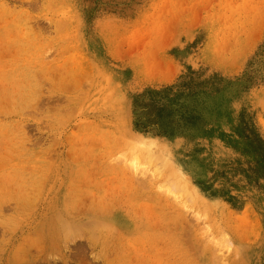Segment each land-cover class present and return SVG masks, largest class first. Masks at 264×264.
Segmentation results:
<instances>
[{"label":"rangeland","instance_id":"374dc122","mask_svg":"<svg viewBox=\"0 0 264 264\" xmlns=\"http://www.w3.org/2000/svg\"><path fill=\"white\" fill-rule=\"evenodd\" d=\"M261 51L264 0H0V264H264V184L209 196L237 154L141 133L132 106L188 69L251 72L222 132L244 112L264 137Z\"/></svg>","mask_w":264,"mask_h":264},{"label":"trees","instance_id":"16d2710c","mask_svg":"<svg viewBox=\"0 0 264 264\" xmlns=\"http://www.w3.org/2000/svg\"><path fill=\"white\" fill-rule=\"evenodd\" d=\"M260 55H264L263 51ZM250 73L229 78L216 72L208 74V70L188 69L172 84L147 88L134 95L132 101L135 130L194 143L192 156L203 149L197 147L199 141L213 139L217 134L237 154L234 162L222 166L209 179L195 182L204 193L221 197L234 208L244 203L234 193L242 188L238 182L245 180L247 186L258 189L264 184V137L252 116L242 112L230 132H222L224 120L231 122L234 104L226 95L234 93L239 97L248 90L255 79ZM237 176L241 179L234 181ZM216 182L220 185L218 189L214 188Z\"/></svg>","mask_w":264,"mask_h":264},{"label":"bare ground","instance_id":"6f19581e","mask_svg":"<svg viewBox=\"0 0 264 264\" xmlns=\"http://www.w3.org/2000/svg\"><path fill=\"white\" fill-rule=\"evenodd\" d=\"M153 154H154V153H153ZM149 159H150V158H149ZM159 159H160V158H159ZM162 162H164V161L162 160ZM167 163H168V162H167ZM170 170H172V169H170ZM172 171H173V170H172ZM172 171H169V172H171V174H172ZM179 177H180V176H179ZM180 179H181V178H180ZM181 180H182V179H181ZM172 183H173V182H172ZM177 185H178V182H177ZM174 186H176V184H174ZM182 186H183V185H181V186L178 185L176 189L179 188L180 190H179L178 192H181V191H183V190H181V189H183V187H184V189H185V192H184V193H185V195H186V192H188V190H186V187H187V186H185V185H184L183 187H182ZM176 189H175V190H176ZM176 191H177V190H176ZM172 192H173V190H172ZM193 192H194V191H193ZM174 194H175V192H174ZM175 195L177 196V194H175ZM194 195H195V196H194V197H195V198H194V202H195V204L198 205L199 207H200V206H201V207H204V202H203V201H202V200H201L196 194H194ZM189 196L191 197V199H188V200L191 201V200H192V196H191L190 193H189ZM178 197H179V196H177V198H178ZM186 197H187V198H190V197H188V195H186ZM179 199H180V198H179ZM184 200H185V199H184ZM175 201H176V200H175ZM190 201H189V202H190ZM191 202H192V201H191ZM176 203H178V202H176ZM179 203H180V202H179ZM180 204H181V203H180ZM178 205H179V204H178ZM184 205H185V204H184ZM181 207H182V204H181ZM185 208H186V207H185ZM182 209H183V208H182ZM61 226H63V225L61 224ZM66 227H67V226H66Z\"/></svg>","mask_w":264,"mask_h":264}]
</instances>
